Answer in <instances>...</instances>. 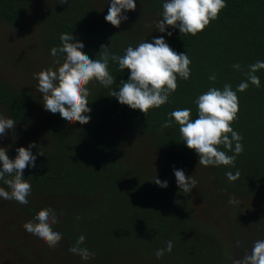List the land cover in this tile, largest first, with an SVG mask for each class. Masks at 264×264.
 Masks as SVG:
<instances>
[{"label": "trees", "instance_id": "obj_1", "mask_svg": "<svg viewBox=\"0 0 264 264\" xmlns=\"http://www.w3.org/2000/svg\"><path fill=\"white\" fill-rule=\"evenodd\" d=\"M101 1L67 0L65 4L62 0H49V11L43 6L38 7L43 22V27H38L42 32L41 44L50 52L53 47L61 46L62 33L72 34L84 44L83 51L93 60L101 58L102 45L108 46L109 53L118 56L124 55L128 46H138L140 35L135 33L130 37L100 26L94 2ZM142 2L147 12L159 14L165 0ZM225 3L226 7L218 18L196 36H182L178 28H167V32L173 34L168 36L166 32L165 41L174 51L187 54L192 61L190 78L185 81L178 77V88L168 103L151 109L146 116L109 96L111 91H118L120 82L127 81L130 75L128 69L120 71L118 63L110 59L108 69L115 81L88 97L91 112L85 115L91 117L89 123L70 125L59 113H51L46 118L45 132L51 147L47 152L54 156L37 157L36 167L24 170V179L32 185L28 204L0 198V222L5 220L7 225L18 216L25 223L33 220L39 210L56 207L58 223L52 227L62 235L64 245L60 247L66 252L58 254L63 256L64 264H163L165 261L218 264L216 253H222L225 246L218 247L211 232L201 229L200 225L197 229L201 230L196 231L197 223L188 210V193L175 186L151 188L148 180L140 184L124 162L119 161L116 143L105 140L103 121L106 114H115L120 120L139 127L157 138L170 159L193 156L196 152L181 140L175 122L172 127L162 129L168 114L178 108H190L192 118H197L194 100L200 94L211 87L222 90L225 83L231 84L235 90L246 79L244 73L248 66L264 61V0H225ZM26 9L28 3L24 0H0V31L5 27L6 32L11 30L13 34L20 26L24 27ZM22 46L25 50L31 48L29 45H20L19 48ZM32 56L0 42V70L12 72L15 77L13 69L16 65L24 63L26 68L18 84L0 78V110L3 111L0 114L16 122L15 128L6 129V135L0 140V147L7 149L10 159H14L16 149L22 147L20 139L25 134L22 135L20 130L26 129L29 121L36 120L45 111L39 106L38 94L23 82L29 77L32 79L33 66L30 67L31 63L27 66ZM59 58L63 60L62 55ZM9 61L14 64L8 65ZM237 63L241 66L240 71L232 67ZM213 74L215 82L209 80ZM256 75L260 78V87L250 84L246 91L237 93L238 119L231 125L243 137L244 151L237 156L234 166H212L210 172L219 188H237L263 197L264 69L257 71ZM68 130L75 131L82 138L74 142ZM85 142L97 154L92 159L85 157ZM219 150L233 155L222 145ZM237 170L239 178L230 182L225 173L235 174ZM0 187L9 190L3 181H0ZM58 198L60 203H51ZM13 228L14 225H8L6 237V242L12 245L16 239L10 235ZM81 235L85 241L80 247L94 253V257L87 261L69 251ZM167 241H172V251L157 259L156 250L165 248ZM52 254L42 253L45 259ZM17 256L18 253H13V257Z\"/></svg>", "mask_w": 264, "mask_h": 264}, {"label": "clouds", "instance_id": "obj_2", "mask_svg": "<svg viewBox=\"0 0 264 264\" xmlns=\"http://www.w3.org/2000/svg\"><path fill=\"white\" fill-rule=\"evenodd\" d=\"M110 7L105 21L114 27H119L128 17L122 12L135 11V0H108ZM142 4V0H140ZM67 3V0H62ZM226 7L225 0H165L162 5L161 19L155 21V28L160 33L166 32L168 27L178 28L181 35L196 36L198 33L216 20L219 13ZM172 32H167L171 36ZM61 46L53 47L50 55L54 58L50 67L33 74L38 82L36 90L42 94L43 108L52 114L59 113L68 124L79 122L81 125L89 123L91 117L88 97L90 95L87 85L93 80L104 87L111 86L115 78L108 69L109 60L118 63L120 71L128 69L130 75L127 81H121L118 91H111L109 96L115 97L121 105H127L133 110H139L148 115L153 108H159L169 102V97L177 90L178 77L188 80L191 76L190 65L192 61L185 53H177L165 41L163 36L153 38L152 42L143 41L138 46H128L124 55L118 56L107 51L108 46H101L100 59H90L83 51L84 44L76 40L72 34L60 35ZM63 56L61 61L58 57ZM232 67L241 70L240 64ZM264 69V61H257L248 66L244 73L246 79L235 90L232 85L225 83L223 89L209 88L200 94L194 104L197 108V118L193 119L190 108H178L168 114V119L162 124L163 128H170L173 122L179 126V135L186 146L194 150L199 157L198 165L208 166H234L237 156L243 151L241 143L243 137L231 127L238 119L239 97L238 92L246 91L250 84L260 87V78L256 72ZM215 82V74L209 77ZM16 122L0 114V138L6 135V129H14ZM230 134V135H229ZM223 146L233 155L219 150ZM35 142L27 148L16 149L17 155L10 159L7 149L0 147V181H3L9 190L0 187V198L15 200L19 204L29 203L28 196L32 192V185L23 177L28 167H36V155L31 148L36 147ZM39 155H44L40 150ZM176 183L181 191L191 192L197 181L193 176L186 177L183 170L174 169ZM228 180L235 181L240 172L225 173ZM161 188L168 186L167 181H161L157 176L153 179ZM230 204H236L235 197L229 198ZM58 223V218L51 208L38 211L33 220L23 224L29 234L37 236L50 248H55L62 240L61 233L54 231L52 225ZM85 241L83 235L79 236L75 245L69 248L73 254L79 255L87 261L94 257V253L82 248ZM172 241L166 242V247L157 249L155 256L160 259L165 252H171ZM233 264H264V239L254 242L251 252L240 259H233Z\"/></svg>", "mask_w": 264, "mask_h": 264}, {"label": "rangeland", "instance_id": "obj_3", "mask_svg": "<svg viewBox=\"0 0 264 264\" xmlns=\"http://www.w3.org/2000/svg\"><path fill=\"white\" fill-rule=\"evenodd\" d=\"M24 1L28 3V9L25 10L27 12L26 25L24 27L20 26L13 34H11V30L6 32L5 27L1 28L0 42L18 48L20 52L24 53L25 51L26 55L27 52L30 55L33 54L27 62V66L31 63L30 67L33 66L32 70L34 73L50 67L54 68L56 65L53 64V61L57 58L52 57L50 52L41 44L42 32L38 29V27H43V22L39 17L40 11L37 8L43 6L49 11V0ZM135 2L137 4L135 11L122 12V15H126L128 19L122 21L118 28L105 21V16L110 7L108 0L94 2V11L98 23L111 31L130 37L136 33L140 35L141 42H152L153 38H159L160 36L165 38L167 29L166 32L160 33L156 30L154 23L161 19V13H149L142 7L143 2L142 4L140 0H135ZM37 39L40 41L36 42L35 40ZM20 45H29L31 48L25 50L24 46L19 48ZM6 54L8 55V52ZM59 59L62 61L61 58ZM12 62L9 61L8 65L14 64ZM13 70L15 77L12 76V72L6 73L0 70V78H8L14 83L20 82L23 77L22 73L26 70L24 63L16 65ZM23 82H25V86H30V89L38 94L39 106L43 108L42 94L36 90L38 82L33 76L32 79L29 77ZM87 87L90 91L89 97H93L103 89V86L95 80L91 81ZM0 113H3V111L0 110ZM50 114L51 112L43 111L36 120L33 119L26 124V129L20 130L22 135L25 134L20 139V146L27 148L30 143L35 142L37 146L31 148V152L36 157L54 156L53 153L47 152L51 147L49 148L50 142L47 141L48 134L45 132L47 126L46 118ZM103 126L105 140L116 143L115 150L116 152L118 151L119 161L124 162L140 184H142V181L148 180L149 182L151 181V188L154 186L159 187L152 182L157 176L161 181H167L168 186H175L180 189L176 183L174 169L183 170L186 177L193 176L197 184L195 188H192L191 192H185L188 193L189 209H187L197 223L196 231L201 229L210 231L211 233H207H210L212 238L216 240L218 247L225 246L222 253H216L218 264H233V259H240L246 253L251 252L255 241L264 239V196L261 197L252 192L237 190V188L232 190L219 188L217 181L211 177L210 170L212 166L204 167L198 165L199 157L196 153L193 156H187L182 159H170L169 156L165 155L166 151L160 146L157 138L152 137L146 131L131 125L129 122L120 120L115 114H106ZM68 132L73 136L74 142L82 138L75 131L68 130ZM0 140H3V138ZM83 140L85 141V139ZM84 145L85 157L94 158L97 154L94 153L90 144L85 142ZM40 150L44 155H39ZM230 197H235L238 203L230 204ZM56 202L60 203L61 200L58 198V201H51V203ZM16 205L18 206L19 204L17 203ZM52 210L55 212L56 207L52 208ZM4 221L1 220L0 222V264L65 263L63 256L61 257L58 254L66 252L60 247L64 245L62 240L55 248H50L37 236L26 232L23 228L24 222L18 216H15L14 220H10L7 225H5ZM8 225H14V231L10 234L13 235L14 239L16 238L13 245L6 242ZM199 225L201 229H197ZM13 253H18V256L13 257ZM27 253H30V255L26 256ZM42 253L54 254L45 259ZM163 264L174 263L165 261Z\"/></svg>", "mask_w": 264, "mask_h": 264}]
</instances>
